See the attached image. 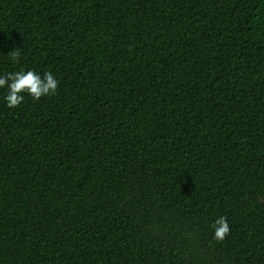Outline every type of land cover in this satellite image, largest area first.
<instances>
[{"label":"trees","instance_id":"trees-1","mask_svg":"<svg viewBox=\"0 0 264 264\" xmlns=\"http://www.w3.org/2000/svg\"><path fill=\"white\" fill-rule=\"evenodd\" d=\"M27 69L59 83L0 88V264H264V0H0Z\"/></svg>","mask_w":264,"mask_h":264},{"label":"clouds","instance_id":"clouds-1","mask_svg":"<svg viewBox=\"0 0 264 264\" xmlns=\"http://www.w3.org/2000/svg\"><path fill=\"white\" fill-rule=\"evenodd\" d=\"M20 51L13 48L9 59L12 63H18ZM58 79L51 72L41 75L33 69L10 71L0 73V88L6 89L4 101L8 107H16L25 99V93L34 100L42 96L54 95L58 87ZM215 238L223 239L229 231L226 218L221 216L214 222Z\"/></svg>","mask_w":264,"mask_h":264}]
</instances>
